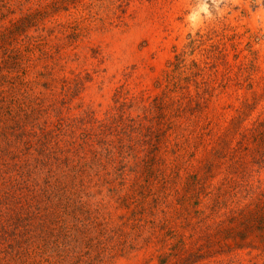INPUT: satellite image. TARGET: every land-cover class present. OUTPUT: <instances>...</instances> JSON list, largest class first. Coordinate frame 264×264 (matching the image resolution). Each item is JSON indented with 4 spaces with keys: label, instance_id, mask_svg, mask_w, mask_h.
Segmentation results:
<instances>
[{
    "label": "rangeland",
    "instance_id": "rangeland-1",
    "mask_svg": "<svg viewBox=\"0 0 264 264\" xmlns=\"http://www.w3.org/2000/svg\"><path fill=\"white\" fill-rule=\"evenodd\" d=\"M0 264H264V0H0Z\"/></svg>",
    "mask_w": 264,
    "mask_h": 264
}]
</instances>
